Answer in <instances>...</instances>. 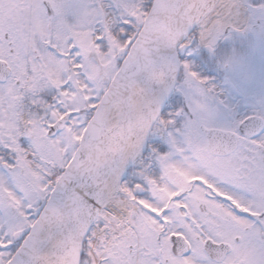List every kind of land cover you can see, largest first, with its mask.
<instances>
[{
    "label": "snow or ice",
    "instance_id": "snow-or-ice-1",
    "mask_svg": "<svg viewBox=\"0 0 264 264\" xmlns=\"http://www.w3.org/2000/svg\"><path fill=\"white\" fill-rule=\"evenodd\" d=\"M0 264H264V0H0Z\"/></svg>",
    "mask_w": 264,
    "mask_h": 264
}]
</instances>
